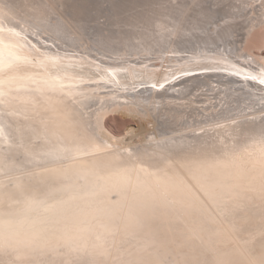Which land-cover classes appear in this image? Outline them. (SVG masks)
<instances>
[{"label":"bare ground","instance_id":"1","mask_svg":"<svg viewBox=\"0 0 264 264\" xmlns=\"http://www.w3.org/2000/svg\"><path fill=\"white\" fill-rule=\"evenodd\" d=\"M228 1L241 15L207 43L167 39L158 56L135 57L36 49L0 0V103L27 118L23 151L54 154L51 167L0 181V264H264V227L212 226L217 202L264 189V0ZM117 113L155 121L153 140L113 135ZM3 125L1 143L13 138ZM177 212L214 257L172 224Z\"/></svg>","mask_w":264,"mask_h":264},{"label":"rangeland","instance_id":"2","mask_svg":"<svg viewBox=\"0 0 264 264\" xmlns=\"http://www.w3.org/2000/svg\"><path fill=\"white\" fill-rule=\"evenodd\" d=\"M2 1V7L4 8L3 12L10 13L13 18L10 19V21H14V23L17 24L16 26L20 27V29H27L26 38L37 43L36 49H51L57 51L58 49H56L55 46H59L61 49L76 52L80 49V45H85L86 43V45L96 48L99 55L100 53H105L110 56L114 55V53H120L118 51L121 48H126L129 52L137 54L135 57L148 55L150 52L154 53L152 54L153 56H158L157 51L162 49L167 39L168 41L174 39L178 42H201L202 44H205L207 43L205 42L207 41L205 38L207 35H209L207 38L211 37L209 33L215 31L216 25L232 23L238 17L236 14L241 15L237 7L234 6V2L228 0ZM243 14L247 16L254 15L248 14V11H244ZM171 30H174L173 34H170ZM164 33H166V35ZM163 35L165 36V40L162 37ZM215 37H217V35H215ZM124 44L126 45L124 46ZM261 55L264 57V50ZM104 91L105 89L102 90L103 95L106 94ZM141 100L145 99L142 98ZM98 102L91 99L90 102L87 101L86 106L89 104V109L93 110L97 108L99 104L91 107L90 103L97 104ZM240 104L238 103L239 109L241 108ZM0 105L4 106V103L2 102ZM1 107L2 106H0V109ZM4 108L5 111L3 110V107L1 109L3 111L0 110V116L2 115L0 117V120L2 121L0 122L4 124L3 127L8 131L4 130V132L9 133L8 135L10 136L8 137L13 138H9L10 143L6 140L5 143H1L0 141V161L2 162L3 159L5 160L2 162L4 164L0 162V172L3 174V177L0 174V181L12 180V176L17 177L21 173L28 174L30 171L38 170V168H49L47 166L51 167L52 164L54 165V154L52 152L48 153V155L43 154V157L33 159L34 155L27 154L25 150L23 151V146L21 144L26 140L22 139L24 140L22 143L21 138L24 137V135H22L24 131L20 129L22 132L20 133L19 128H23V130L31 129L29 127L25 128L27 118H23L21 114L18 115L15 110H7L9 109L7 106H4ZM17 109L20 110L18 107ZM21 111L23 110L21 109ZM16 116H21L19 118L21 121H19L18 118H13ZM229 116L231 115H224V117L228 118ZM15 121H18V123ZM143 122L145 123L143 124ZM143 122L139 123V121L137 122L133 117H124L117 113L110 114L106 118V127L113 135L119 138L126 137L128 130L132 128L134 130L132 137L134 142L132 141L131 143L133 144V147L135 144L142 145V143L145 144L146 141L153 140L152 131L157 123H155V121L153 122L152 119L149 120V122ZM153 124L154 126H152ZM18 125L20 127L17 128ZM10 130L15 132L10 133ZM14 133L17 134V137L16 135L14 136ZM39 135L40 134H38L37 137ZM40 136H42V134ZM44 137L45 135L39 137V139L42 138L43 140ZM242 137L246 138V136ZM161 138L163 137L161 136L160 139ZM35 139L34 141L31 140L33 144H35ZM39 139H36V142H38L37 140ZM39 141H41V139ZM20 142L21 144H19ZM25 143L27 144V142ZM7 145H12L14 150ZM17 147L18 151L20 149V152L17 151ZM8 149L10 150L8 151ZM123 150L129 152V149ZM5 151L8 152L4 155ZM7 154L9 155V158ZM12 154H14V157L11 156ZM47 158L50 159L48 160ZM7 162L12 166L8 164V166L5 167ZM2 167H5L3 168L5 169L4 171L2 170ZM4 177H7V180ZM14 182L15 181H10V183ZM76 183H78V181H74L73 183L70 182L64 187L69 189ZM257 193L251 198L240 199V202L235 198L227 200L228 202L224 203L217 202V209L220 211L219 216L221 220L216 219L217 221H212V226L220 227L223 225H232L236 230V234L245 233L247 231L246 225L248 224L255 226L253 232H258L263 229L264 189L263 192L259 194ZM161 206H163V209L167 208L165 204L157 202L154 209H158V207L161 208ZM152 215L153 214L150 213V216ZM259 217L260 219H258ZM183 218L184 214L179 216V213L177 212V215L173 218L172 224L174 225L176 223L181 232L191 233L192 238L199 245V249H203L208 258L211 259L214 257V254H211L212 243L208 242L207 237L204 233H201V231L197 230V234L192 233V227L194 226L193 222L188 220L185 222ZM175 228L177 227L175 226ZM234 245L235 244L232 242L229 243L227 247L232 248ZM191 248L195 249L193 246H191ZM90 263L93 264L92 262ZM87 264H89V262H87Z\"/></svg>","mask_w":264,"mask_h":264},{"label":"snow or ice","instance_id":"3","mask_svg":"<svg viewBox=\"0 0 264 264\" xmlns=\"http://www.w3.org/2000/svg\"><path fill=\"white\" fill-rule=\"evenodd\" d=\"M252 79H255V78L253 77ZM260 82H261V83H264V79H262Z\"/></svg>","mask_w":264,"mask_h":264}]
</instances>
